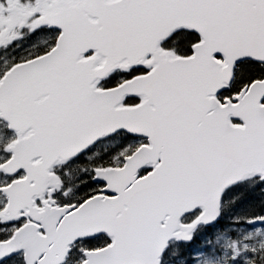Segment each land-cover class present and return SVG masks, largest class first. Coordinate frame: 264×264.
Segmentation results:
<instances>
[{
	"label": "snow or ice",
	"instance_id": "6c2138e0",
	"mask_svg": "<svg viewBox=\"0 0 264 264\" xmlns=\"http://www.w3.org/2000/svg\"><path fill=\"white\" fill-rule=\"evenodd\" d=\"M0 264H264V0H0Z\"/></svg>",
	"mask_w": 264,
	"mask_h": 264
}]
</instances>
